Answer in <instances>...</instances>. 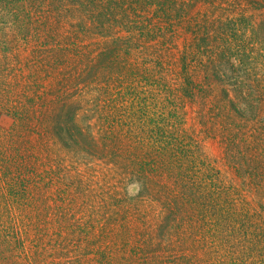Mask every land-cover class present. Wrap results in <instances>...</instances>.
<instances>
[{
    "label": "trees",
    "instance_id": "16d2710c",
    "mask_svg": "<svg viewBox=\"0 0 264 264\" xmlns=\"http://www.w3.org/2000/svg\"><path fill=\"white\" fill-rule=\"evenodd\" d=\"M0 95L15 243L20 223L37 248L55 229L38 264H209L218 241L250 231L253 256L264 249V222L248 220L264 202L223 177L186 118L187 102L212 110L234 168L262 169L246 177L264 196V0H0ZM42 188L62 218L22 216ZM22 252L17 264L35 263Z\"/></svg>",
    "mask_w": 264,
    "mask_h": 264
},
{
    "label": "rangeland",
    "instance_id": "374dc122",
    "mask_svg": "<svg viewBox=\"0 0 264 264\" xmlns=\"http://www.w3.org/2000/svg\"><path fill=\"white\" fill-rule=\"evenodd\" d=\"M259 74L262 76L261 70L259 71ZM1 97L2 96L0 95V98ZM186 110H187V114H186L187 128L199 140L203 151L210 159H212V161L216 164L218 169L221 170L223 177L228 182H231L233 184L238 185V187H243L244 189H246L244 193L248 195L249 199L252 200L256 199L257 202L260 203L264 202L263 200L264 196L261 195L262 192L256 191V193H249L251 187H255L256 185L255 184L252 185L251 184L252 182L250 183L249 179L246 177V175H248L249 172H252L251 170L257 171L262 169L255 168L254 165H252L251 167L244 160H243L244 167L241 168L242 171L241 169L240 171H238L236 170V168H234L233 162L235 161H232L228 156L227 148L229 147L230 142L228 141L223 143L221 141V138L215 135V129H214L215 119L213 118L214 116L212 118L210 117L212 115L211 114L212 110H210V112L208 111L207 113V109H205V107L202 104L195 102H187ZM4 112H5L4 107H0V142L2 141L1 131L3 132L4 130H6L13 122L12 117ZM262 124L264 125V122ZM27 149H31V148H29L28 146ZM71 164L73 163H70V167ZM77 164L78 162L75 161L74 165ZM82 169L86 171V176L89 179L92 178V176H95L96 178L101 180L102 178H109L108 174H105L106 177H104L103 173H106V170L102 168V166L99 167L98 165L94 167L91 165H87V166L84 165V168L82 167ZM77 170L80 171L81 167L80 166L74 168L71 167L72 174H76ZM241 172H243L244 174ZM256 178L259 179L258 176ZM260 182H263L262 178L260 179ZM128 190L129 193L136 194L138 191V186L130 185ZM53 192H50L49 190V194H46V189L44 188H42L39 194L38 191H35L36 195L34 196L33 203L35 204L34 206H37L36 210H34L33 207H31L30 205L29 207L26 208V212L24 213L26 215H22V216L25 218H41L44 221L52 220V222L54 219L57 220V218L59 217L62 218V214L59 212V210H61L60 208L61 205L55 207L53 204L54 200L50 198ZM46 195H49V197ZM261 209L263 210V208L260 205V207H258V211H259L258 217L256 216V218H248L249 222L250 221H254V222L259 221L260 223L264 222V219L261 216L263 215L264 217V211H262ZM25 222L28 223L29 220H26ZM13 223H14L13 218H11L8 212L4 210L2 201L0 200V264H17L18 259L21 258L22 255H24V253L22 252L23 247H27V249L30 250L29 259L32 260V262L34 261L35 262L34 264H38V257L42 254H45L47 255V257L49 256V258H51L52 256L51 254H53V249H52L53 245L51 241L54 240V238L51 239L50 235L52 236L53 233L52 231H55L54 226H49L50 235L47 234L45 239L41 242V246L37 248L36 246L34 247L35 244H33V242L31 241L32 238H34L33 235L35 234L33 229L31 232L26 233L25 231H23V229L28 228L29 225H26L23 228V225L21 223H20L21 226L19 225V227H22L21 235L23 234L22 238L24 239V241L16 245L15 235L17 231L15 233V229L14 227H12ZM250 232H252L251 234L249 233L250 238H246V239L241 237L237 238L235 235L229 234L227 237H224L222 240L218 241V246L217 247H215L216 245L214 246L215 249L214 250L212 249L209 258V260H211L213 263H209V264H222V260L224 261V264H225V260L227 264H230V258L238 251L241 252L242 259L244 258L246 263L248 264H252L251 262H255L258 260H263L264 249L263 250L261 249L259 254L258 251H256L255 256H253L252 253L253 241H255L258 244V238L260 234L256 233L255 231H250ZM240 264H243V262L241 261ZM256 264H261V262L259 261V263Z\"/></svg>",
    "mask_w": 264,
    "mask_h": 264
}]
</instances>
